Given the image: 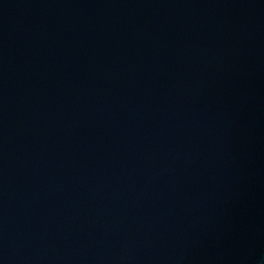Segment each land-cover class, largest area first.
<instances>
[{
    "label": "water",
    "instance_id": "1",
    "mask_svg": "<svg viewBox=\"0 0 264 264\" xmlns=\"http://www.w3.org/2000/svg\"><path fill=\"white\" fill-rule=\"evenodd\" d=\"M0 264H264V0H0Z\"/></svg>",
    "mask_w": 264,
    "mask_h": 264
}]
</instances>
